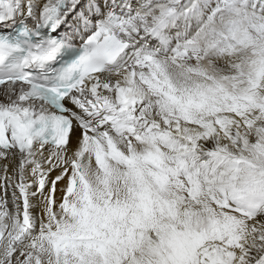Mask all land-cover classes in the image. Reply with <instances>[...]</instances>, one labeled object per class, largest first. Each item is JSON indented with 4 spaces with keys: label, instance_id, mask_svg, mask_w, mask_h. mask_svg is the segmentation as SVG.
<instances>
[{
    "label": "snow or ice",
    "instance_id": "snow-or-ice-1",
    "mask_svg": "<svg viewBox=\"0 0 264 264\" xmlns=\"http://www.w3.org/2000/svg\"><path fill=\"white\" fill-rule=\"evenodd\" d=\"M0 29V264H264V0H0Z\"/></svg>",
    "mask_w": 264,
    "mask_h": 264
},
{
    "label": "bare ground",
    "instance_id": "bare-ground-1",
    "mask_svg": "<svg viewBox=\"0 0 264 264\" xmlns=\"http://www.w3.org/2000/svg\"><path fill=\"white\" fill-rule=\"evenodd\" d=\"M63 30V29H62Z\"/></svg>",
    "mask_w": 264,
    "mask_h": 264
}]
</instances>
